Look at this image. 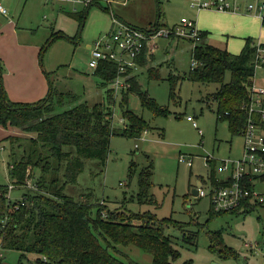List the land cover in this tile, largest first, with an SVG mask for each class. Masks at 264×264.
<instances>
[{
    "label": "rangeland",
    "instance_id": "rangeland-1",
    "mask_svg": "<svg viewBox=\"0 0 264 264\" xmlns=\"http://www.w3.org/2000/svg\"><path fill=\"white\" fill-rule=\"evenodd\" d=\"M228 1L237 8L236 11L213 8L198 11L191 5V0H130L129 4L120 0L114 3L113 14L117 19L120 18L116 14L135 24L155 19L151 25L160 22L170 28L181 24L182 18L193 20L199 30L207 33V39L202 42L227 48L231 53H239L247 38L255 43H264V23L258 11L247 8L254 0ZM1 2L9 12L7 16L13 25H17L24 34L21 41L31 40L44 48L39 56V66L47 90L51 81L59 91L76 94L79 101L89 106H109L113 113V127L117 129L129 124L128 118L123 115L126 108L147 123L140 136L113 135L105 162L99 158H85L77 181L64 183L66 194L76 201L92 204L94 214L98 205L111 211L151 212L160 219L165 218L166 223L172 224L165 229V233L171 236L176 254L171 257V264H264V206L217 215L210 212L209 195L197 197L192 193L198 179H208L210 170L204 164V157L214 154L219 161L239 158L243 137L230 130L228 121L217 120V105L212 93L219 84L189 79L188 72L194 60L190 40L184 37L177 38L180 40L157 38L151 46L153 59L133 72L142 88L165 110L155 113L149 107H143L139 97L128 92L129 89L120 91L116 96L112 94L110 98V84H104L94 74V68L89 66L95 41L108 34L111 26L107 27V22L113 23L111 11L90 6L84 27L76 36L79 25L68 13L73 12L74 7L77 11L86 10L83 4H66L60 8L44 0ZM25 3L27 6L24 9ZM157 18L159 21H156ZM7 19L0 14V21ZM62 34H67L72 40L61 37ZM6 50L10 54L11 49ZM5 61L6 58L0 54L4 88ZM151 67H154L158 77L150 78L148 68ZM181 76L183 78L174 84L171 96L173 80L170 77ZM255 80L257 84L264 85V68H257ZM33 82L38 83V80ZM10 94L15 100L28 98V91L21 87ZM75 104L65 103L61 110ZM187 116L193 117L196 127ZM9 136H16L19 141L13 142ZM30 137H36V133L25 132L12 125H0V184L13 185L9 191L10 205L21 200L35 185L36 177H31L27 186H14L9 173L13 162L11 154L20 158L24 148L29 151ZM64 149L75 151L69 145ZM38 154L45 157L48 150L39 146L33 154L34 160ZM181 157L184 160H180ZM188 159H192V165L187 164ZM147 170L152 172L148 194L154 199L153 203L148 198L138 197L140 174ZM38 173L39 170L34 168L30 175L38 176ZM205 189L208 192L209 185H205ZM218 233L234 253L222 251V248L211 250V237ZM118 248L120 252L117 256L122 259L128 255L140 264H154L150 254L133 244L118 245ZM1 252V264L19 262L20 251L3 248ZM35 258V254L28 253L23 264H31Z\"/></svg>",
    "mask_w": 264,
    "mask_h": 264
},
{
    "label": "trees",
    "instance_id": "trees-1",
    "mask_svg": "<svg viewBox=\"0 0 264 264\" xmlns=\"http://www.w3.org/2000/svg\"><path fill=\"white\" fill-rule=\"evenodd\" d=\"M92 5L94 3L86 6V10L68 13L79 23L76 36L80 35ZM155 24L164 25L159 22ZM201 32L204 37L206 32ZM61 37L72 40L67 34ZM253 43L251 38H247L239 53H231L227 48L206 42L198 43L192 48V59L198 64L191 66L188 72L192 81L219 84L212 93L217 105V120L228 121L230 130L240 135L247 118L244 105L249 99L254 74ZM43 50L41 48V53ZM138 61L144 66L145 55ZM116 70V64L101 62L94 69V74L105 84L116 75ZM1 71L0 65V125H12L25 132L36 133V137L28 139L29 151L24 148L20 158L11 154L13 162L9 171L14 186H27V180L31 177H36L35 185L28 189L21 200L10 205V186L0 184L1 246L20 251L17 264H23L28 253L36 255L31 264H140L128 255H124V259L117 256L120 252L118 245L130 244L150 254L154 264H171L170 259L176 254L171 236L165 233V229L172 224L166 223L165 218L160 219L151 212L111 211L98 205L94 214L92 204L76 201L64 189V183L77 181L85 158L106 161L113 135L140 136L147 124L144 118L137 117L126 108L123 115L128 118L129 124L117 129L113 127V113L109 106H89L79 101L78 95L59 91L51 81L47 94L37 101H16L7 94ZM148 72L150 78L158 77L154 67L148 68ZM46 75L49 77L47 72ZM181 78L183 76L170 77L173 80L171 96L174 84ZM130 81L128 92L136 94L143 107L158 113L165 112L142 88L136 76ZM112 94L109 89L110 98ZM74 102L76 104L72 107L61 110L65 103ZM9 137L13 142L19 141L16 136ZM66 145L74 147L75 151L65 150ZM39 146L40 149H47L48 155L43 157L38 154L34 160L33 154ZM34 168L39 170L38 176L30 175ZM151 174L150 170L140 174L138 197L148 198L153 203L154 199L148 194ZM245 206L223 212H215L211 208L210 212L219 215L255 208L254 205ZM210 248L212 251L222 248V251L234 253L224 244L219 233L211 237Z\"/></svg>",
    "mask_w": 264,
    "mask_h": 264
},
{
    "label": "built area",
    "instance_id": "built-area-1",
    "mask_svg": "<svg viewBox=\"0 0 264 264\" xmlns=\"http://www.w3.org/2000/svg\"><path fill=\"white\" fill-rule=\"evenodd\" d=\"M81 3L88 6L93 3L111 5L119 0H45ZM191 5L199 10L217 9L236 11L228 0H191ZM126 3V0H123ZM251 11L257 12L264 23V0H254L247 5ZM111 11V10H110ZM0 12L7 13L0 0ZM113 14V13H112ZM112 28L108 34L97 39L91 52L89 66L96 69L101 62L116 64V75L109 80L110 89L116 96L120 91L131 87L134 70L140 67L139 58L151 48L157 38L177 39L184 37L195 46L202 42L203 34L195 21L181 19V24L172 28L168 25L138 27L117 19L113 14ZM254 74L249 88V99L244 108L247 113L246 122L241 132L243 137L242 155L237 159H221L214 154L204 157V164L209 168L208 179H202L198 187L197 197L209 195L211 208L215 212L231 211L239 207L264 206V85L256 83L257 68H264V43H253ZM198 62L193 60L192 67ZM196 127L192 116H187ZM180 160H184L181 157ZM192 165V159L187 160ZM214 172V173H213ZM214 174V175H213ZM214 177V178H213ZM209 185V191L205 189ZM10 186V185H9ZM13 187L10 186V189ZM0 245V258L3 257Z\"/></svg>",
    "mask_w": 264,
    "mask_h": 264
},
{
    "label": "crops",
    "instance_id": "crops-1",
    "mask_svg": "<svg viewBox=\"0 0 264 264\" xmlns=\"http://www.w3.org/2000/svg\"><path fill=\"white\" fill-rule=\"evenodd\" d=\"M45 2L46 3L50 2L53 5V7H60V8H64L66 4H72L73 6L77 4H81V3L59 2V1L57 2L55 1L56 3H54V1H45ZM127 2H130V0H126V3ZM27 3L24 4V9L26 8ZM114 3H112L111 5H107L105 3L100 2V3H94V5L92 6H97L106 12H110L111 10V13H113ZM10 8L14 9V6H10ZM73 12H80V11H77L76 7H74ZM8 13L9 12L7 13L0 12V14H2L6 19L8 18L5 21H0V54L6 58V61H5L6 72L4 73L5 89H7V92L9 93V97L15 100L14 96H12L10 92L14 91V93H16V91L20 89V87L25 88L28 91V98L21 99V100L22 101L26 100V102L37 101L38 99L45 96L46 95L45 93H47L48 91L47 85L43 77L44 75L39 66V56L41 54V47H39L40 44L33 43L31 42V40H26L25 42L21 41L24 34L20 31L17 25H13L14 23L10 19L9 15L7 16ZM116 16L119 17L121 20L126 21L120 15L116 14ZM156 21H159L158 18ZM154 22H155V19L153 20L149 19L143 24H135L133 22H128V23H131L138 27H147ZM111 23L107 22V27L108 25L111 26L110 29L112 28ZM161 24L167 25L165 23H161ZM206 35L203 37L202 41H205V39H207ZM177 40H180V39H177ZM7 48L11 49L10 54H7V50H6ZM144 55L146 58V64L144 66H146L150 63V60L153 59V51L151 50V48H147V52ZM33 80H38V83H34ZM17 98L20 99L19 97ZM21 100H16V101H21ZM16 128H19V127H16ZM19 129L21 130V128ZM200 181L202 183V179H200Z\"/></svg>",
    "mask_w": 264,
    "mask_h": 264
},
{
    "label": "water",
    "instance_id": "water-1",
    "mask_svg": "<svg viewBox=\"0 0 264 264\" xmlns=\"http://www.w3.org/2000/svg\"><path fill=\"white\" fill-rule=\"evenodd\" d=\"M202 185V183H201V181L200 180H198L197 181V183H196V185H195V187L192 189V193L195 195V196H197V193H198V187H200Z\"/></svg>",
    "mask_w": 264,
    "mask_h": 264
}]
</instances>
